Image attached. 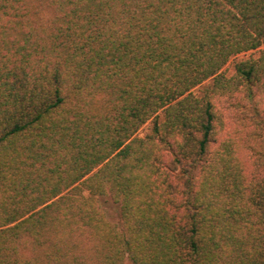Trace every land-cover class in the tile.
I'll use <instances>...</instances> for the list:
<instances>
[{
    "label": "trees",
    "instance_id": "1",
    "mask_svg": "<svg viewBox=\"0 0 264 264\" xmlns=\"http://www.w3.org/2000/svg\"><path fill=\"white\" fill-rule=\"evenodd\" d=\"M125 262L264 264V0H0V264Z\"/></svg>",
    "mask_w": 264,
    "mask_h": 264
},
{
    "label": "rangeland",
    "instance_id": "2",
    "mask_svg": "<svg viewBox=\"0 0 264 264\" xmlns=\"http://www.w3.org/2000/svg\"><path fill=\"white\" fill-rule=\"evenodd\" d=\"M258 54H259L258 51H251V52H247V53L236 56L235 58L231 59V61L223 68V72L227 76H231L233 73V66H234L235 62H237L239 60L247 59L250 57H257ZM210 84H211V81H206L201 86L195 88L193 90V94L196 96H200L203 88H205L206 86H209ZM158 116L160 119H162V113H159ZM150 128H151V123L150 122L146 123L145 125H143L139 129L137 136L144 137L146 134L149 133ZM100 204H101V208H102L105 216L107 217V219L109 221H111L112 223H115L118 225L119 224V207H118V205L115 204L109 196L101 197L100 198ZM125 264H128V262H125Z\"/></svg>",
    "mask_w": 264,
    "mask_h": 264
}]
</instances>
